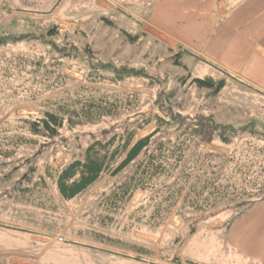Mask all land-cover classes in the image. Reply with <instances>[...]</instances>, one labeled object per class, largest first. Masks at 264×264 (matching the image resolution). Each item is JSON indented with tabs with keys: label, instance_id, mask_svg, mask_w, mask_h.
Wrapping results in <instances>:
<instances>
[{
	"label": "rangeland",
	"instance_id": "1",
	"mask_svg": "<svg viewBox=\"0 0 264 264\" xmlns=\"http://www.w3.org/2000/svg\"><path fill=\"white\" fill-rule=\"evenodd\" d=\"M141 8V0H0V35L16 37L14 42L0 45V57L23 54L34 59L42 55L46 60L51 54L49 43L71 44L88 50L94 60L109 62L116 67L141 68L152 76L150 79L155 81L150 85L148 79L129 78L114 89L107 87L126 94L138 93V107L98 125L83 126L72 131L62 129L61 134L69 140L79 136L81 145L91 132H99L140 111L157 112L158 104L154 99L158 98L157 94L162 89L174 91L173 98L166 99L164 104L173 111L183 115L210 114L215 122L229 123L235 127L253 121L255 128L264 132V98L255 90L241 85L232 77L218 74L188 54H183L182 65L173 63L172 54L178 49L169 45L160 34L141 30L146 23ZM55 25L59 31L55 37H49L47 31ZM123 31L140 34V37L135 43L129 42ZM143 33L145 35L142 36ZM71 62L78 68L84 67L81 61ZM64 71L75 78L71 86L85 83L79 72L73 69ZM187 73L191 77L211 75L217 79L225 78L226 83L214 96L209 88L190 84L189 79L183 83L181 79L178 80ZM11 83L17 85L19 82ZM5 106L7 110L0 119L10 120L14 115L36 116L40 113L37 102L23 104L14 99ZM204 128L203 151L214 150L229 156L232 150H236L235 159L226 161L229 167L242 164L244 156L237 152L243 141L264 145L262 141H257L258 137L247 134L238 142L224 145L208 124H204ZM154 129L155 125L150 124L135 137L151 133ZM76 144V141L71 142V151ZM65 157L66 153L61 152L54 164L57 165ZM16 158H11L0 175L12 171L17 164ZM248 160L250 162L252 156ZM21 171L16 170L11 175V181L0 184V264H188L186 261L264 264V258L255 256L264 249L263 200L259 201L258 206L245 209L235 208L234 204L228 202L221 204L217 209L221 212L220 216L213 220L201 221L203 213L194 212L190 218H184L172 211L160 225L140 223L131 226L128 213L143 197L139 192L128 206V213L121 217L117 225L102 228L91 220L89 211L99 192L109 187L112 181L109 175L103 176L71 201L62 200L54 187L50 191L51 200L44 192L38 198L32 197L30 202L22 201L18 191L15 195L18 200L2 198L3 193L12 189ZM232 218H235L234 221ZM194 219L197 220L195 231L190 233ZM95 232H102L108 238L101 240L95 236ZM175 257L181 263L174 261Z\"/></svg>",
	"mask_w": 264,
	"mask_h": 264
},
{
	"label": "trees",
	"instance_id": "2",
	"mask_svg": "<svg viewBox=\"0 0 264 264\" xmlns=\"http://www.w3.org/2000/svg\"><path fill=\"white\" fill-rule=\"evenodd\" d=\"M58 31L55 25L48 29L47 35L55 37ZM123 34L132 43L140 37L126 31ZM15 39L13 35H0V45ZM48 47L51 54L46 60L42 55L34 59L23 54L0 57V118L7 110L6 103L14 99L23 104L37 102L40 109L36 116L0 119V172L17 156L12 171L0 175V184L11 181V175L22 170L2 198L15 200L18 191L22 201L30 202L44 192L51 200L50 191L54 187L62 200L71 201L109 175L112 178L109 187L99 192L89 211L91 220L102 228L117 225L139 192L143 197L128 213L131 226L160 225L172 211L184 218H190L194 212L203 213L201 221L213 220L220 216L217 209L221 204L228 202L245 209L264 200V145L243 141L237 152L243 154V162L233 167L227 166L226 161L235 159L236 150L224 156L214 150L203 151L201 146L206 136L204 124L210 126L224 145L242 140L245 134L264 143V132L257 130L253 121L235 127L215 122L210 114L183 115L173 111L164 104L166 99L173 98L174 91L162 89L157 94L154 99L157 112L140 111L120 123L91 132L84 145L79 136L69 140L61 134L62 129L72 131L98 125L140 105L138 93L126 94L107 87L114 89L129 78L148 79L149 85L155 80L144 69L116 67L94 60L88 50L71 44L49 43ZM183 54L194 56L183 48L172 54L171 61L182 65ZM71 61H81L84 67L78 68ZM64 69L79 72L85 83L71 86L75 78ZM179 79L182 83L189 79L190 84L209 88L214 96L226 83L225 78L191 77L189 73ZM10 82L19 83L11 86ZM150 124L155 125L151 133L135 137ZM72 141L77 144L71 151ZM247 150L250 152L246 153ZM61 152L67 157L56 165ZM196 222L192 221L190 233L195 231ZM95 236L101 240L108 238L102 232H95ZM174 261L181 263L178 257Z\"/></svg>",
	"mask_w": 264,
	"mask_h": 264
},
{
	"label": "crops",
	"instance_id": "3",
	"mask_svg": "<svg viewBox=\"0 0 264 264\" xmlns=\"http://www.w3.org/2000/svg\"><path fill=\"white\" fill-rule=\"evenodd\" d=\"M141 2L142 31L160 34L178 51L189 50L193 59L264 98V0ZM255 256L264 258V249Z\"/></svg>",
	"mask_w": 264,
	"mask_h": 264
}]
</instances>
